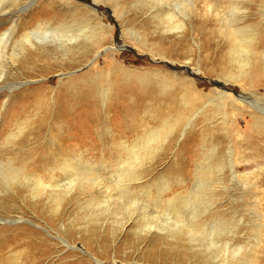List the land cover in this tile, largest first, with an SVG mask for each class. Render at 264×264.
Returning a JSON list of instances; mask_svg holds the SVG:
<instances>
[{
	"label": "rangeland",
	"instance_id": "rangeland-1",
	"mask_svg": "<svg viewBox=\"0 0 264 264\" xmlns=\"http://www.w3.org/2000/svg\"><path fill=\"white\" fill-rule=\"evenodd\" d=\"M43 1L0 2V35L9 29L11 19L30 22L28 15ZM46 2L55 4L62 13L53 23L82 24L87 16L92 27L99 21L106 24L111 34L108 47L117 49L114 54L100 51L74 67L88 42L81 40L76 49L66 51L49 47L47 53L26 47L14 58L12 54L18 53L15 45L26 32L25 26L16 28L7 51L10 62L0 78V230H40L48 240L42 248L50 245L52 250L47 256L30 258L28 263V240H21L22 246L5 252L0 264H218L203 260L196 247L188 243L186 230L177 236L142 231L137 226L138 218L129 220L124 228L120 223L127 222L126 216L116 218L114 211L95 207L104 197L101 187L89 189L83 184L66 197L60 194L63 200L56 212V205L48 195H41L42 190L34 192L4 176L18 175L21 182L28 176L39 179L43 188L53 182L51 177L65 181L60 169L67 164L73 167L80 159L82 164L94 163L100 179L110 177L119 160L126 157V148L151 133L158 134L149 148L153 154L139 168L140 180H131V190L145 200L150 189L149 197L156 201L167 183L170 189L161 198L165 203L189 191L202 165L208 170L206 181L215 189V206L202 212L197 224H229V232L221 240L243 249L228 264H264V158H259L258 151L251 152L264 142V123L250 110L235 114L230 101L217 96V86L225 84L228 95L248 98L251 94L244 83L256 76L264 79L262 69L255 65L260 53L257 44L264 38V0H190L192 4L187 0ZM182 2L184 9L179 10L177 5ZM210 7L216 12L212 13ZM233 7L240 11L235 30L242 29L235 39L251 41L257 54L250 71L240 80L229 77L237 73V68L231 63L232 42L227 27L219 20ZM93 8L95 15L84 11ZM170 14H174L173 20H169ZM38 23L34 20L29 26ZM179 24L182 30H172ZM205 44L209 46L203 48ZM118 65L126 69L125 74L116 70ZM30 87L43 91L23 111L9 117L11 93ZM63 90L69 95L89 92L94 104L92 116L82 107L57 118ZM254 90L257 93L252 100L264 104V90ZM75 102L69 99L71 105ZM42 150L45 155L40 154ZM34 151L42 157L38 166L27 159ZM231 151L232 159L228 157ZM231 160L241 168L235 173L236 182L229 177ZM219 167L224 168L223 173L218 172ZM249 174L256 179L245 178ZM247 181L250 187L245 188Z\"/></svg>",
	"mask_w": 264,
	"mask_h": 264
},
{
	"label": "bare ground",
	"instance_id": "bare-ground-1",
	"mask_svg": "<svg viewBox=\"0 0 264 264\" xmlns=\"http://www.w3.org/2000/svg\"><path fill=\"white\" fill-rule=\"evenodd\" d=\"M187 1L189 4H192L190 0ZM95 2L97 3V0H95ZM2 3H0V5H2ZM183 4L184 2L177 5L179 10L184 9V6H182ZM54 5L55 4H49L46 2V0H44L39 4V7L35 9V11L28 15L30 22L34 20L40 21V23H38L36 26L35 24L29 26L30 22L27 20L18 21L17 18L11 19L12 24L9 29L0 35V78L6 73L7 63L10 62V60L7 58V51L11 45L13 34L18 27L25 26L26 32L22 36L21 41L15 45V50H17L18 53L12 54L14 58L19 57L26 47H29L30 50H43V53H47V49L49 47L66 51V49L70 48L76 49L80 45L81 40L88 43L83 45L84 50H82L79 54V60L72 65L73 67L78 66L83 62V60L87 61L90 59V57L96 56L100 51H109L111 54L116 52L117 48L108 47V43L111 40V34L106 24H103L101 21H99L97 23L98 26L92 27L90 26L91 24L89 25L88 23L91 19H88L86 15L85 16L88 22L84 20L82 24L66 25L65 21L57 24L53 23L62 17V13L59 8ZM209 10L212 11V13L216 12V9H212L211 7ZM84 11L92 12L93 15L97 13L95 8H93L91 11ZM239 13L240 11L237 10L236 7H233L230 10L225 11L219 20L224 26L227 27L225 31L228 34V39L232 42L230 49L231 63L237 68V73L234 76L229 75V77L231 79L239 78L240 80L244 74L250 71L253 64V59L257 54L252 48L251 41H247L240 37L235 39L236 36L242 33V29L235 30V23L238 20L237 15ZM217 14L218 13H216V15ZM168 18L169 20H173L174 14H170ZM182 29V24L175 25L172 28V30ZM130 31L134 33L133 30ZM208 46L209 44H205L203 48H207ZM257 50L260 53L258 54L255 65L259 66L264 74V38L258 42ZM111 56L113 55H109V57ZM117 67L119 68H116V70L123 71V74L126 73V69L122 68L120 65ZM230 78H228L227 81H229ZM248 81L249 82L246 81L244 83L248 87L247 91L249 94H251V96L248 98H243V95L242 97H238L236 99L234 96L228 95L225 90V84H220L217 86L220 87V92L217 93V96L220 99H228L235 114L250 110L254 112V114L260 115V118L264 123V104L262 102H258L257 100H252V97H255L257 93V91L254 89L261 88L264 90V79H261L260 76H256L248 79ZM13 86L16 87L17 85L13 84ZM42 91L43 88L41 87H30L25 89L23 92L11 93L10 96L11 98L13 97V102L10 105L11 109L7 115L9 117H13L18 112L23 111L24 107L28 103L35 101L37 96L41 95ZM62 92H65V94L59 99L58 109L56 112L57 118L67 116L71 111L75 112L78 110V108L82 107L88 110L89 116H92L94 104L91 101V95L89 92L85 93L84 91V93L78 95H69L66 90H63ZM6 99L9 100V97H6ZM69 99L75 100L76 102L71 105L69 103ZM239 100H243L245 104L243 102L241 103ZM241 104H244L243 107ZM118 108L122 110V107ZM26 109L27 108H25V110ZM126 110L128 111L129 109L125 108L124 111ZM59 137H62L60 141L64 144L66 141L61 132ZM157 138V133H151L145 138L139 139L138 141L136 140L137 142L135 141L136 143L131 148H126V157H122L121 160L118 159L119 162L117 163V166L112 169L113 171L111 176H107L106 178H99V172L94 163L91 162L89 164H82L80 163V159H76V164L73 167L67 164L63 166L62 169H60L66 175L65 181L54 180L55 177H51L53 182L47 186L44 185L43 188L42 181L39 179L34 181V179L32 180V178L28 176L24 177L21 182L18 175H10L6 173L3 174H6L4 176L6 178L9 177L13 182L24 183L34 192L42 190L41 195H48L50 198L49 200H52L56 205V212L59 211L60 204L63 200L60 194H63V196L66 197L72 193L76 186L80 187L83 184L84 186L88 185L89 189L101 187L104 191V197L102 196L103 200H101L100 203H97L98 205L95 207L101 211L104 209L105 212L108 213L114 211V216L116 218L120 215L126 216L128 218L127 222L125 223L121 221L120 223V225H122L124 228L125 225L129 223V220L134 221L136 218H138L137 226L142 231L157 230L167 234H176L177 236L186 230V238L188 243L196 247V250L201 254L204 261L208 260L212 263L228 264L229 260L237 258L243 249L241 246L233 247L226 240H221V237L229 232V224L226 221H220L219 223L216 222L212 226L197 224V220L200 218L202 212L209 211L215 206V202L213 200L215 189L212 190L211 184L206 181V177L208 176L207 168H204L202 165L199 166L195 172L196 176L192 186L189 187V191L185 194H181L180 192L173 199L165 201V203H163L164 201L162 202L161 198L163 193L170 189V186L167 183H164L162 189L158 193V198L156 201L149 197L150 189L147 192L148 198L145 200L142 199V195L131 190L129 186L130 183H132L131 180L135 182L140 180L139 178L141 177L138 174L139 168L143 165V162L153 154L151 151L152 149L149 148L151 143H153ZM88 148L90 150L92 149L90 147ZM251 150V152L258 151L260 153L259 158H264V142L262 145H255V147ZM40 154L45 155L46 151L42 150L40 151ZM40 154H38V151L31 152L28 154V162L33 166H38L42 162V157ZM232 156L233 152L231 151L228 153V157H231L232 159ZM232 164L233 163L231 160V173L229 174V177L232 182H236L238 181V178L235 173L241 168ZM223 170V167L218 168L219 173H223ZM261 170L264 171V166L261 167ZM203 171H206V173L203 174ZM0 172H3L1 165ZM10 172L14 173L12 170ZM248 176V179L251 177L256 179L254 175L250 176V174L245 176V178ZM103 181L106 182L107 185L104 186L102 183ZM248 187H250V183L247 181L245 188ZM48 191H50V193H48ZM114 196H118V198L114 199ZM90 208L92 209V207ZM119 211H121L122 214H118ZM231 234L236 236L234 232ZM21 240H28V250L25 257V261L28 260V263L30 262V258L34 256L36 258L43 257L45 255L47 256L52 250L50 245L47 249L42 248L45 246V244L48 245V240L44 233L40 230L31 229L15 232L14 229L4 228L0 230V258L5 254V252L10 251L11 248L21 247ZM61 241L66 245L68 244L65 240Z\"/></svg>",
	"mask_w": 264,
	"mask_h": 264
}]
</instances>
